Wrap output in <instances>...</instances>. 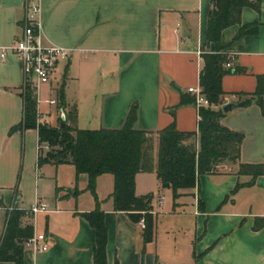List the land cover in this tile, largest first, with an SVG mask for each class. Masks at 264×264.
I'll list each match as a JSON object with an SVG mask.
<instances>
[{"label": "crops", "instance_id": "obj_1", "mask_svg": "<svg viewBox=\"0 0 264 264\" xmlns=\"http://www.w3.org/2000/svg\"><path fill=\"white\" fill-rule=\"evenodd\" d=\"M26 1L0 0V51L20 37ZM40 3L45 37L71 48L69 58L64 60L67 63L60 82L53 85L55 70L48 92L51 97L56 96L65 78L67 107L76 105L78 128H82L78 125L79 107L69 99L65 73L74 53L112 54L123 67L120 76L131 66L150 68L149 87L136 85L141 96L106 98L100 121V128L121 127L130 107L137 102L134 127L151 133L152 170L135 175V194L149 193L155 184L160 186L155 173L156 132L172 121L169 109L178 105L180 92L199 85L202 51L214 50L206 39L211 0H40ZM242 26L245 33L239 42L226 48L227 53H235L232 67L238 69L222 78L229 102L238 100L237 93L254 92L256 76L264 74V0L259 10L243 7L240 23L222 30L221 43L231 42ZM22 81L20 59L13 53H7L4 59L0 57V205L14 204L26 209L36 199L48 206L47 212L26 213L22 217L23 225L32 224L34 233H43L48 242V250L37 254L24 243L23 264H93L95 230L81 214L96 206L103 212L107 230V264H264V226L259 230L252 228L256 217H264V175L254 185L240 187L232 195L234 186L250 177L236 175L237 164L220 163L216 172L199 175L196 186L180 190L181 195L174 200L176 208L184 205L183 199L193 198V234L182 245L172 241L164 249L159 247L155 233L150 242L144 243L142 224L113 209L112 174L97 176L96 202L87 189V176H76L73 165L37 164V153L35 157L32 142L29 144L35 129L11 130L23 115ZM175 121L181 131H197L196 107L179 106ZM220 122L244 134L240 162L264 163V115L258 105H234ZM156 200L157 204L161 200L158 204L161 206L164 197ZM4 228L5 215L0 211V241ZM167 252L171 254L168 256ZM0 264L13 263L0 261Z\"/></svg>", "mask_w": 264, "mask_h": 264}, {"label": "trees", "instance_id": "obj_2", "mask_svg": "<svg viewBox=\"0 0 264 264\" xmlns=\"http://www.w3.org/2000/svg\"><path fill=\"white\" fill-rule=\"evenodd\" d=\"M261 0H211V10L206 25V39L214 45V50H204L201 55L199 86L212 106L200 107L197 131H181L176 126V108L194 105V96L189 92H180L177 106L169 109L172 121L156 132L158 139L156 177L162 187L172 190L174 200L180 190L194 188L197 177L201 174L216 172L220 163L228 161L237 164L236 175H246L250 179L237 183L231 194L240 187L255 184L259 176L264 175V163H242L239 161L240 148L244 134L231 130L221 124L224 116L223 100L227 94L222 88L224 75L238 71L225 63L229 60L226 48L235 45L245 31L240 27L239 34L228 44L221 43V32L228 26L240 23L243 7L260 9ZM236 106L256 104L264 115V74L256 76V88L252 93H237ZM23 115L21 121L11 130L36 129L35 98L30 89L22 93ZM65 78L57 91V109L65 112ZM77 108L71 105L65 112V119L55 125H38V142L47 143L49 151L37 157L39 166L52 162L66 163L75 168L76 176H87V189L96 202V178L109 173L114 177L113 191L110 197L115 211H123L132 222L144 221L143 241L153 239L155 214L152 209V194H135V175L140 171L152 170V144L148 131L134 127L137 120V106L130 107L125 120L119 128L82 129L76 126ZM226 197L225 199H227ZM224 199V200H225ZM25 209L16 207L5 221L4 232L0 241V261L23 264V244L34 231L33 225L22 224ZM95 230L93 264H107V230L103 212L98 206L90 212L81 214ZM264 226V217H256L252 226L259 230ZM22 240V242H19ZM117 264V262H115Z\"/></svg>", "mask_w": 264, "mask_h": 264}, {"label": "rangeland", "instance_id": "obj_3", "mask_svg": "<svg viewBox=\"0 0 264 264\" xmlns=\"http://www.w3.org/2000/svg\"><path fill=\"white\" fill-rule=\"evenodd\" d=\"M66 63L67 61L58 63L56 80L53 81V85L60 82ZM135 67L131 66L124 76H120L123 67L117 64L112 54L102 51H86L73 54L65 73L68 79V96L79 107L78 125L82 126V129L100 128L101 109L106 98L139 97L141 95H139L136 85L141 83L149 87L150 68L137 66V69H135ZM76 78H79V81ZM141 79L143 80L141 81ZM48 88V85L42 87L43 97L50 96L51 92H48ZM24 89L25 87L22 91ZM134 104L136 105L137 102H134ZM69 108L66 107L65 112ZM43 111L50 114V117L44 123L48 125L57 124L60 114L57 105L55 107L44 106ZM30 142H32L36 157L37 135L34 131L31 132L29 144ZM41 147L43 156H46L49 151L48 144L42 143ZM27 150H29L28 146ZM43 172L42 169L39 172L40 175ZM153 177L155 179V176ZM149 193L152 194L151 203L155 214L153 236L155 233L159 247L162 249L169 248L172 241L182 245L183 241L193 234V198L183 199L184 205L175 208L171 188L155 184ZM159 196L164 197L161 206L156 203ZM181 212H186L188 215L176 214ZM170 254L171 252H167L168 256Z\"/></svg>", "mask_w": 264, "mask_h": 264}, {"label": "built area", "instance_id": "obj_4", "mask_svg": "<svg viewBox=\"0 0 264 264\" xmlns=\"http://www.w3.org/2000/svg\"><path fill=\"white\" fill-rule=\"evenodd\" d=\"M21 35L12 44L2 46L0 51V57L5 58L7 53L15 54L21 62L23 87H25L23 93L30 89L35 98V112H36V133L38 125L47 121L50 117L49 113H44L43 107L57 105V95L43 97L42 87L50 85L54 72L60 61H64L69 58L71 48L56 44L44 35L42 23H41V3L40 0H27L25 4V15L21 21ZM229 60L225 63L226 68L233 66L235 59V53H227ZM186 91L194 96V106L197 111L200 107H216L212 106L202 93L201 87L189 86ZM229 102L228 97H224L223 105ZM199 120V113H198ZM42 147L38 142L36 145L37 157L41 154ZM158 204H161V200H158ZM17 206L9 204L6 206L0 205V211L5 215V221L8 215ZM48 206L45 202L34 200L28 208L25 209L26 213L36 214L38 212H47ZM140 223L144 227V221ZM25 244L31 249L34 254L44 252L48 250V242L46 236L43 233H33V235L25 241Z\"/></svg>", "mask_w": 264, "mask_h": 264}, {"label": "water", "instance_id": "obj_5", "mask_svg": "<svg viewBox=\"0 0 264 264\" xmlns=\"http://www.w3.org/2000/svg\"><path fill=\"white\" fill-rule=\"evenodd\" d=\"M235 105V102H229L225 104L222 108L223 112H228L233 106ZM60 119L63 121L65 119V112L62 108H60ZM19 242H22V240H19Z\"/></svg>", "mask_w": 264, "mask_h": 264}]
</instances>
